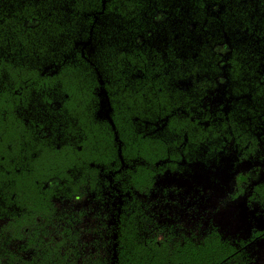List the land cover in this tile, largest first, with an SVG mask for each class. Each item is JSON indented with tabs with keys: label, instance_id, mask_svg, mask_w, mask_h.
<instances>
[{
	"label": "trees",
	"instance_id": "16d2710c",
	"mask_svg": "<svg viewBox=\"0 0 264 264\" xmlns=\"http://www.w3.org/2000/svg\"><path fill=\"white\" fill-rule=\"evenodd\" d=\"M263 169L264 0H0V264H255L155 195L226 172L264 213Z\"/></svg>",
	"mask_w": 264,
	"mask_h": 264
},
{
	"label": "rangeland",
	"instance_id": "374dc122",
	"mask_svg": "<svg viewBox=\"0 0 264 264\" xmlns=\"http://www.w3.org/2000/svg\"><path fill=\"white\" fill-rule=\"evenodd\" d=\"M221 174L216 175L214 183L203 180L198 171L187 176L166 174L157 184L155 197L159 199L166 192L169 205L159 208L158 223L174 231L187 234L194 231L197 235L205 233L211 224L218 227L223 237L237 240L247 239L253 228L264 229V213L248 204L244 196L228 198L232 193L231 174ZM211 200L214 202L206 206ZM84 206L89 207V203L85 202ZM255 255V264H264V243L259 244Z\"/></svg>",
	"mask_w": 264,
	"mask_h": 264
}]
</instances>
